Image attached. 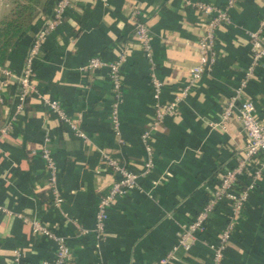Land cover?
<instances>
[{"label":"crops","instance_id":"1","mask_svg":"<svg viewBox=\"0 0 264 264\" xmlns=\"http://www.w3.org/2000/svg\"><path fill=\"white\" fill-rule=\"evenodd\" d=\"M50 1L48 13L36 18L11 52L5 68L12 83L0 89V264H52L55 243L32 232L33 220L65 239L70 249L67 264H156L206 202L220 171L233 167L246 146L235 116L223 125L220 121L223 104L250 63L248 35L257 28L264 0H235L228 10L229 23L215 33L211 70L185 95L181 91L198 58L196 41L203 31L200 12L181 0H72L62 23L45 35L34 58L36 91L16 111V78L56 0ZM201 1L220 7L228 2ZM136 21L145 23L151 34L150 58L133 38ZM125 43L129 51L121 66L116 134L108 69L90 70L87 63L94 56L116 60ZM151 65L163 81L161 102L178 97V104L153 131L154 167L144 175L141 134L155 109ZM245 92L264 124V60ZM44 99L57 100L67 116L77 119L85 138L60 121ZM8 121L10 128L2 132ZM44 145L57 167L60 206L54 205L40 156ZM102 152L138 178L135 188L114 200L105 237L96 239L97 202L118 178L101 160ZM255 160L264 161V154ZM248 181V176L241 177L238 187ZM229 213V205L221 202L200 238H214ZM175 255L167 264H207L211 251L196 239L188 251L178 248ZM222 264H264V166L231 232Z\"/></svg>","mask_w":264,"mask_h":264},{"label":"built area","instance_id":"2","mask_svg":"<svg viewBox=\"0 0 264 264\" xmlns=\"http://www.w3.org/2000/svg\"><path fill=\"white\" fill-rule=\"evenodd\" d=\"M186 7L193 8L200 12L204 19L202 21L203 31L196 41V49L198 58L196 62L189 67V81L181 91V95L189 92L192 83L197 80L203 73L211 70L215 62L216 52L214 49L215 33L217 29L226 23H229L230 18L228 10L233 6L235 0H228L224 7L217 6L213 3L201 0H181ZM72 0H56L52 11L45 20L44 25L40 28L37 36L29 47L20 74L16 78L18 90L16 92V111L23 109L28 97L36 91L34 58L39 51L41 42L45 35L54 30L62 23L65 11L70 7ZM134 40H136L146 55L151 57V34L145 23L136 21L134 25ZM250 45V63L246 68L242 79L234 92L225 101L222 107L221 121H229L233 116L239 122L242 132L246 136V146L242 154L237 158V162L233 167L224 168L218 174L217 184L210 192L206 202L196 212L192 220L183 225L176 235V243L171 250L156 264H167L171 260L176 259V251L182 248L188 251L196 239H200L211 251L210 260L207 264H222L225 249L229 241L232 230L235 227L236 221L241 215V212L246 204L250 192L254 189L257 180L261 175V169L264 166V161H256V156L260 153L264 154V124L255 115V105L246 95V86L249 79L253 76L255 69L264 60V9L258 20L257 28L251 31L248 35ZM129 44H123L119 56L112 62H105L98 57H91L87 63V68L90 70L106 67L108 76L113 86V106H112V126L116 134H119V119H118V104L121 100V66L127 58ZM2 78L0 79V89L7 85V80L11 78V72L7 68L0 69ZM150 84L152 99L155 102L154 115L149 125L142 131L141 139L145 149V160L143 162V174L148 175L154 167L153 151H152V134L156 127L163 121L166 115H171L175 112L178 104V97L168 103H162L160 100L163 81L159 79L154 70V66L150 67ZM45 105L54 113L58 119L67 123L74 133L85 138L84 133L78 128V120L71 118L65 114L60 103L55 99H44ZM163 107V110H162ZM11 122L8 121L2 132L8 130ZM40 156L46 164L48 172V184L53 192V202L55 206H60L63 198L60 196L57 188V167L47 146L40 149ZM101 160L113 172L118 174V178L114 180L106 193L100 196L95 211L94 234L96 239L105 237V224L108 219L109 209L114 200L127 193L129 190L137 186L138 174L128 170L117 159L112 158L107 153H101ZM248 176L249 181L243 187H238V180ZM221 202H226L229 205L230 213L227 217V222L223 228L216 233L214 238L209 239L202 237L200 234L204 232L206 224L212 213ZM19 217H22L19 215ZM28 221L27 218H23ZM32 232L42 234L51 238L55 243L54 257L52 264H67L70 259V249L65 239L53 234L46 226L37 220L31 222ZM19 254L16 255V261ZM44 263H48L47 261Z\"/></svg>","mask_w":264,"mask_h":264},{"label":"trees","instance_id":"3","mask_svg":"<svg viewBox=\"0 0 264 264\" xmlns=\"http://www.w3.org/2000/svg\"><path fill=\"white\" fill-rule=\"evenodd\" d=\"M9 11L0 18V68H4L17 42L39 15L48 13L50 0H9ZM12 83L7 80V86Z\"/></svg>","mask_w":264,"mask_h":264},{"label":"rangeland","instance_id":"4","mask_svg":"<svg viewBox=\"0 0 264 264\" xmlns=\"http://www.w3.org/2000/svg\"><path fill=\"white\" fill-rule=\"evenodd\" d=\"M10 6L9 0H0V18L9 11Z\"/></svg>","mask_w":264,"mask_h":264}]
</instances>
